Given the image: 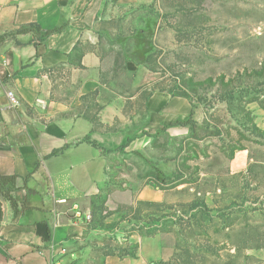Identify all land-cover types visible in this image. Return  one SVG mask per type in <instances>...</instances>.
I'll list each match as a JSON object with an SVG mask.
<instances>
[{
  "label": "rangeland",
  "instance_id": "1",
  "mask_svg": "<svg viewBox=\"0 0 264 264\" xmlns=\"http://www.w3.org/2000/svg\"><path fill=\"white\" fill-rule=\"evenodd\" d=\"M96 21L104 79L135 97L125 108L134 124L162 91L190 97L198 129L195 138L157 133L111 160L112 188L134 194L112 224L105 206L87 220L108 230L103 254L124 258L139 249L131 236L158 233L142 260L264 264V0H141L105 6ZM130 62L145 67L138 89ZM146 186L163 201L135 198Z\"/></svg>",
  "mask_w": 264,
  "mask_h": 264
},
{
  "label": "crops",
  "instance_id": "2",
  "mask_svg": "<svg viewBox=\"0 0 264 264\" xmlns=\"http://www.w3.org/2000/svg\"><path fill=\"white\" fill-rule=\"evenodd\" d=\"M139 1L0 0V264L161 261L141 259L143 242L156 238L136 235L137 258L104 255L100 239L108 230L87 221L100 200L115 211L105 223L112 224L124 197L134 194L111 186L109 164L119 153L145 147L157 133H191L189 126H171L189 119V100L153 92L142 124H134L125 108L135 97L125 98L104 79L105 59L92 33L96 18L105 6ZM127 65L138 89L145 67ZM135 194L163 201L148 186Z\"/></svg>",
  "mask_w": 264,
  "mask_h": 264
},
{
  "label": "trees",
  "instance_id": "3",
  "mask_svg": "<svg viewBox=\"0 0 264 264\" xmlns=\"http://www.w3.org/2000/svg\"><path fill=\"white\" fill-rule=\"evenodd\" d=\"M39 29V28H38ZM26 30H23L21 32H24ZM0 39H4V37H0ZM173 97H180V98H185L187 100L190 101L191 103V106H192V110H191V113H190V116H189V119L187 121H177L175 123H172L171 126H189L190 127V131H191V137L192 138H195L196 137V134H197V131L198 129L196 128V120L194 118L195 116V105L194 103H192L190 100V97L185 95V94H175V93H170ZM104 211V205L103 203L99 200V201H95L93 203V215H96V213L98 212H102ZM104 218H106V216H104ZM158 233H153V234H150L148 237L152 238L154 236H156ZM137 252L138 250L136 251H133V252H129L127 254H125L126 257H131V258H137ZM106 255H114V254H106ZM115 256H118V255H115ZM151 264H154V263H151Z\"/></svg>",
  "mask_w": 264,
  "mask_h": 264
},
{
  "label": "built area",
  "instance_id": "4",
  "mask_svg": "<svg viewBox=\"0 0 264 264\" xmlns=\"http://www.w3.org/2000/svg\"><path fill=\"white\" fill-rule=\"evenodd\" d=\"M7 96L13 108H19L21 106L20 101L18 100V98L15 96L14 93L8 92ZM88 219H90V217H88Z\"/></svg>",
  "mask_w": 264,
  "mask_h": 264
}]
</instances>
